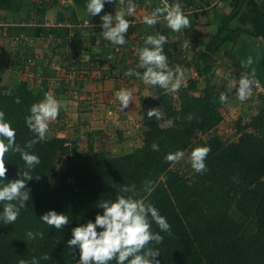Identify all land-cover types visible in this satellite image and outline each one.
Masks as SVG:
<instances>
[{
  "label": "trees",
  "instance_id": "obj_1",
  "mask_svg": "<svg viewBox=\"0 0 264 264\" xmlns=\"http://www.w3.org/2000/svg\"><path fill=\"white\" fill-rule=\"evenodd\" d=\"M246 2L236 0L231 14L223 18L217 32L204 49L193 53L191 60L167 46L170 65L193 62L197 74L207 77L224 35L241 30L234 25ZM28 58L24 62L30 68ZM32 67L35 71L36 63ZM49 90L45 78L34 86L20 80L12 88L0 80V110L16 129L18 145L23 147L34 138L25 118L32 104L41 101ZM190 90H181L177 105L160 97L162 119L173 124L164 127L162 120H145L143 144L132 152L110 157L92 144L81 151L77 143L71 146L62 137L45 138L29 150L41 162L31 170L33 179L27 182L31 199L26 209L21 210L15 224L0 223V264H20L21 260L31 264L33 258L40 264H79L78 247H67L72 228L94 221L96 214L102 213L97 207L100 200H114L124 185L135 184L141 189L145 180L153 181L154 187L141 195L171 225V234L161 232L154 222L152 225L153 231L164 237L161 244L151 245L160 251V264H264V95L260 96L258 112L246 122L237 123L238 141L226 144L219 136L197 140L199 133L212 132L221 122L224 103L219 96L223 88L210 84L199 95ZM189 115L194 117L191 121ZM153 143L159 144V151L152 149ZM197 146L211 148L206 158L208 170L185 179L171 168L165 156L178 149L191 153ZM59 156L67 157L68 167L52 180ZM8 160L9 180L27 170L19 153H10ZM3 183L7 180L0 181ZM50 210L66 214L69 225L57 230L41 221L40 217ZM28 231L43 232L44 237L30 240ZM45 253L49 260L40 259Z\"/></svg>",
  "mask_w": 264,
  "mask_h": 264
},
{
  "label": "crops",
  "instance_id": "obj_2",
  "mask_svg": "<svg viewBox=\"0 0 264 264\" xmlns=\"http://www.w3.org/2000/svg\"><path fill=\"white\" fill-rule=\"evenodd\" d=\"M134 2L137 5V12L135 16L128 17L133 21V25L126 33L127 43L119 46L103 38L101 27L102 15L108 13L115 15V11L120 10L119 0L106 3L103 12L95 17L86 14L88 0H0L2 84L9 86L11 83L25 80L34 86L40 82L38 76H41L49 81V92L60 101V112L66 119L69 117V120L81 123V126L71 127L68 124L63 130L57 128L54 132L49 129L48 134L53 133L52 137L74 140L82 137L80 134L89 127L94 130L104 129L106 134H109L108 129L123 127L125 119L128 118H134L133 123L139 122L143 126L145 120L151 119L147 116V110L159 108L156 99L159 86L154 89L153 86L145 85L136 76L124 75L130 69L143 71L136 67L137 49L144 46V40L148 35L161 31L163 24L159 22L157 26L149 27L142 22V17L159 6L160 0ZM175 2L177 0H169V3ZM179 2L185 12L189 13L191 27L180 32L168 29L167 46L170 51L182 52L183 58L191 60L193 53L204 49L210 36L217 32L223 18L231 14L236 0H179ZM84 20L88 21V25L84 24ZM234 27L241 30L228 31L224 35L221 50L215 60L217 64L218 59L221 68L229 74L223 86L224 91L233 77L238 81L242 73H249L251 68L255 69V80L259 87L257 92L252 93L247 101L241 102L236 96V89H233L228 93V101L222 108L232 117L239 114L244 118L247 112L252 111L250 106L255 107L252 115L258 112L260 105L258 95H264V0H247ZM161 32L163 34V31ZM187 39L190 43L185 47ZM30 55L36 61L34 73L27 72L28 67L24 62ZM249 56L253 57V65L251 68L242 67L241 62L246 61ZM169 66L173 69L180 67L186 70L185 73L191 74L184 84H190V78H193L194 87L201 78L193 62L180 66L173 64V67L169 63ZM72 80L79 84L78 86L81 85V88L84 87V91L74 92L67 85ZM121 88L134 89V101L123 112L119 110L120 104L116 98V93ZM164 90L162 89L163 92ZM73 92L76 98L81 97L78 103L69 100L74 98ZM86 105L88 108H84ZM235 106L237 107L233 109ZM246 119L248 120V116ZM53 123L50 126L55 128ZM97 133L101 134L100 131Z\"/></svg>",
  "mask_w": 264,
  "mask_h": 264
},
{
  "label": "clouds",
  "instance_id": "obj_3",
  "mask_svg": "<svg viewBox=\"0 0 264 264\" xmlns=\"http://www.w3.org/2000/svg\"><path fill=\"white\" fill-rule=\"evenodd\" d=\"M113 2L115 0H88L86 14L91 17L100 15L105 4ZM119 4L121 8L115 11V15L108 13L101 16V27L105 40L113 45L123 46L127 43L126 33L133 25V21L128 17L136 15L137 5L134 0H119ZM161 21H166L162 27L173 32L191 27L189 13L185 12L179 0L175 3L160 0L159 6L142 17V22L149 27L157 26ZM87 23L88 21L84 20V24ZM168 40V36L161 31L148 35L144 40V46L137 49L136 67L143 71L130 69L124 75L136 76L145 85L159 86L169 93L178 92L185 83L186 75L180 67L173 69L169 66V58L165 54L164 47ZM189 43L186 41L185 47ZM253 63V57L249 56L246 61L241 62V66L251 68ZM257 83L254 68H251L249 73H242L238 81L233 77L227 90L220 92V102L227 103L228 93L233 89H236V96L241 102L247 101ZM116 98L120 104L119 110L123 112L134 101V89L121 88L116 93ZM16 102L20 103L19 98ZM60 110L61 103L51 92L45 93L41 101L32 104L25 123L34 134V138L28 140L23 147L16 143V129L12 126V122L6 119L5 112L0 110V181L7 180V183L0 184V204L3 205L0 223L15 224L21 210L26 209L27 202L31 199V189L27 182L33 179L31 170L41 162L40 157L29 150L45 140L50 124L58 118ZM147 116L155 117L159 121L163 114L159 108H150L147 110ZM193 118L192 115L188 116L189 121ZM172 124V120L167 121V125ZM152 149L159 151V144L153 143ZM210 151L209 146H197L191 151L189 162L196 173L202 174L208 170L206 158ZM10 153H19L27 168L19 172L18 178L12 180L7 177ZM185 155L183 150L178 149L166 154L165 160L177 164L184 160ZM153 187L151 180H145L141 189H137L135 184L122 186L121 194H118L114 200L98 202L97 207L102 209V213L98 212L94 221L88 220L87 223L72 228L67 247L70 249L78 247L79 264H113V262L114 264H160V260L157 259L160 251L151 245L161 244L164 237L159 232H154L152 225L154 222L161 232L169 234H171V225L159 210L141 195L142 192H151ZM40 220L57 230H63L70 223L66 214L57 213L55 210L45 212ZM37 236L43 239L44 233L27 232L30 240H35ZM40 259L49 260L50 256L45 253ZM20 264H28V262L21 260ZM31 264H40V260L33 258Z\"/></svg>",
  "mask_w": 264,
  "mask_h": 264
},
{
  "label": "rangeland",
  "instance_id": "obj_4",
  "mask_svg": "<svg viewBox=\"0 0 264 264\" xmlns=\"http://www.w3.org/2000/svg\"><path fill=\"white\" fill-rule=\"evenodd\" d=\"M195 33H196V31H195ZM193 34L194 33H192V36H193ZM183 36H184V34H183ZM189 38H191V37H189ZM187 41H188V39H187ZM179 66H180V64H179ZM26 70H27V72L30 71V73L31 72L34 73L33 72L34 67H32V66H31V68H26ZM184 72H186V70H184ZM185 74H186V78L191 75L189 73H185ZM228 75L229 74L226 72V70L221 68V62L220 61L218 62V59H217V64L215 62V64L213 65L212 71H210V73L207 75V77L200 78V80L194 84V87H192V85H193L192 82H193V80H195L193 78H190V81H191L190 84H188V83L184 84L183 87H181V89L176 93H169L168 91H165V90L163 92L162 88L159 87L160 89L159 90L157 89L158 93L156 95V99L160 103L161 100H163L161 98L166 97L167 99L173 101V103L176 104L178 102L179 94H180L181 90H183L184 88H190L191 89L190 91L195 95H199L200 92L203 90V88H205L207 85H210V84L211 85L213 84L216 88H220V87L223 88V86H225V81L227 80L226 76H228ZM41 79H42V77L38 76V81H40ZM70 82L71 83H69L67 85H69V87H71L74 92L76 90H80L82 92L84 91V87L81 88L82 87L81 85L78 86L79 84L74 83L75 82L74 80H72ZM14 84H15V82L11 83L9 85V87L12 88ZM156 88H158V87L156 86ZM258 88L259 87H258V83H257L253 87V93H256ZM154 89H155V87H154ZM259 91L261 92L262 90H259ZM74 92H73L74 98H70L69 100H72L73 102L78 103L81 100L80 99L81 97L79 96L76 98V95ZM78 94L79 93H77V95ZM260 96H262V95L261 94L258 95V97H259L258 100L260 102H262ZM89 106H90V104H88V107ZM80 107L83 108V105H81ZM88 107L86 105L84 108H88ZM236 107L237 106H235L233 109H235ZM250 107H251L252 111L247 112V115L243 116L244 118H242L241 117L242 115H239V114H237V115L235 114L236 117H232V115H229L224 111L225 109L224 110L221 109L223 117H222V120L219 123V125L215 129H213L212 132L199 133L197 140L200 138L207 139L209 137L219 136L224 140V142L226 144H234L235 142L238 141V138L240 136L239 132L237 131V123L241 122L240 120H242V119L246 122L247 116H248V120H249L250 116L252 115L253 110L255 109V107L254 108H252V106H250ZM222 108H224V106ZM82 112H84V111L82 110ZM239 118H242V119H239ZM133 119L134 118H132V119L128 118L127 120L125 119V123H124L123 127L121 126L115 130L108 129L110 131L109 134H106L104 129H102V130L95 129L94 130V129H91L90 127L87 129L85 128L86 131L83 134H80V135H82V137L80 136L74 140L73 139L70 140V138H69L71 146L74 145L75 143H77L78 148L81 151H83V150H85L84 148H88V146L90 144H92L93 147L96 148L98 151L105 150L104 153H106V155L110 156V157L120 156V155L128 153L130 151L132 152L134 149L141 147L143 144V136H142L143 135V126L140 125L139 122L133 123ZM161 120H162V122H161L162 125L164 127H167L168 125L166 122L163 121L164 119H161ZM53 124H54L55 128H52L51 126L49 127V129L52 130L53 132L55 130H57V128H58V130L59 129L63 130V128H66V126L68 124H70V127L74 126V125L81 126L80 122L77 123V121H73L72 119L69 120V117H68V119H66L65 115H63L61 112H60L57 120L54 121ZM240 125H243V124L240 123ZM70 130H73V128H70ZM78 130H80V129H78ZM98 131H100L101 134L100 133L96 134V132H98ZM52 136H53V133H50V134L47 133L46 138H50ZM80 139H82V140L80 142H78V140H80ZM89 140L91 142H89ZM86 145H87V147H86ZM185 154L186 155H185L184 160H182L180 163L172 164L171 168L174 171H177L183 178L189 179L195 171L192 169L191 164L189 162L190 152L187 150V151H185ZM67 167H68L67 157L66 156H59L57 158V169L52 176V180H55L58 177H60L63 174V172L67 169Z\"/></svg>",
  "mask_w": 264,
  "mask_h": 264
},
{
  "label": "water",
  "instance_id": "obj_5",
  "mask_svg": "<svg viewBox=\"0 0 264 264\" xmlns=\"http://www.w3.org/2000/svg\"><path fill=\"white\" fill-rule=\"evenodd\" d=\"M163 24L162 25H165L166 24V21H161ZM161 31H163V34L167 36V33H168V28L166 27H162L161 28ZM165 46H167V42L165 44ZM166 48V47H165Z\"/></svg>",
  "mask_w": 264,
  "mask_h": 264
},
{
  "label": "built area",
  "instance_id": "obj_6",
  "mask_svg": "<svg viewBox=\"0 0 264 264\" xmlns=\"http://www.w3.org/2000/svg\"><path fill=\"white\" fill-rule=\"evenodd\" d=\"M87 25H88V23H87ZM30 58H31V55L29 56L27 62L29 63V66L31 68V66H34L35 61H34V58H31V59Z\"/></svg>",
  "mask_w": 264,
  "mask_h": 264
}]
</instances>
